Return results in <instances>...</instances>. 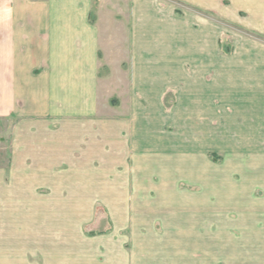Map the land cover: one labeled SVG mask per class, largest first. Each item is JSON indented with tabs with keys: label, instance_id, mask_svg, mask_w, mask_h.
Instances as JSON below:
<instances>
[{
	"label": "crops",
	"instance_id": "crops-1",
	"mask_svg": "<svg viewBox=\"0 0 264 264\" xmlns=\"http://www.w3.org/2000/svg\"><path fill=\"white\" fill-rule=\"evenodd\" d=\"M188 1L264 36V0H225L226 7L223 0ZM258 38L241 40L252 49L236 57L240 70L221 84L232 106H250L240 127L242 144L251 146L235 152L241 160L264 141ZM108 45L109 0H0V118L15 115L0 139V264H224L217 253L226 254V264H264V169L243 161L234 168L196 167L199 148L188 129L194 102L187 104L185 169L145 166L141 120L123 119V106L100 100V91L107 99L122 94L119 86L106 87ZM197 117L210 128L206 114ZM212 170L220 176L205 178ZM164 173L185 174L198 192L180 202L178 184L156 181ZM234 174L240 178L228 179Z\"/></svg>",
	"mask_w": 264,
	"mask_h": 264
},
{
	"label": "rangeland",
	"instance_id": "rangeland-1",
	"mask_svg": "<svg viewBox=\"0 0 264 264\" xmlns=\"http://www.w3.org/2000/svg\"><path fill=\"white\" fill-rule=\"evenodd\" d=\"M109 1L110 45L104 51L110 62L112 77L110 75V83L106 87L115 91L119 86L121 89L118 90L122 94L111 97L112 93L107 99L108 93L100 91V100L112 108L120 109L123 106L119 110V116L123 119L141 120L140 129L145 130L147 135L145 166L163 169V172L168 167H177L180 171L185 169L187 104L194 102L195 106L190 108L195 121L192 120L188 129L192 147L199 148L194 151L196 167L217 168L223 165L230 168L240 166L243 161L244 165L264 169V141L258 143V151L252 157L242 160L235 157V152L244 148V145L251 146L249 142L242 144V134L246 132L240 127L244 121L242 117L250 106H232L234 100L221 87L225 78L231 77L228 81L233 80L236 71L240 70L236 57L252 49L241 40L259 37L262 46L258 50L262 54L264 36L242 30L214 11L198 10L188 0ZM223 5L228 6V1L223 0ZM128 8L130 14H126ZM203 23L206 25L205 32L202 30ZM126 39L131 41L129 47L126 46ZM139 57L143 58L141 64L137 61ZM137 65L141 68V81L136 80L139 79ZM242 67L246 69L248 65ZM192 77H195L194 95H188L187 83ZM241 81L248 82L244 78ZM204 90L207 92L203 95ZM129 98L136 100L137 104L129 106ZM197 103H203V106H197ZM257 108L258 134L264 137V106ZM100 113L106 116L104 107ZM197 113L207 115L210 128L205 127L204 120L198 121ZM11 118L14 119L15 115L0 118L1 140L9 135L8 120ZM219 118L222 119L223 128L219 126ZM154 176L157 177L156 181L178 184L180 202L190 196L189 191L198 192L197 188L187 183L185 174L171 176L164 173ZM219 176L213 174L212 170L205 178L214 180ZM230 178L238 180L240 175H229ZM256 195L261 196L262 192L258 191ZM104 211L97 204L96 215L101 216ZM84 231L90 233L87 229ZM231 238H227L228 243H231ZM217 254L226 264V254Z\"/></svg>",
	"mask_w": 264,
	"mask_h": 264
}]
</instances>
